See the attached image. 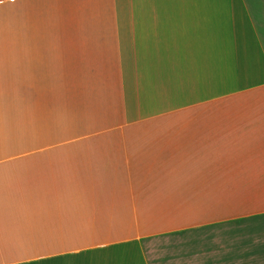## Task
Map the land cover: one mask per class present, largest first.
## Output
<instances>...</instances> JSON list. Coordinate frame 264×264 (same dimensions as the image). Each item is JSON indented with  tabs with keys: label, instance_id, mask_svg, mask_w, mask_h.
Instances as JSON below:
<instances>
[{
	"label": "crops",
	"instance_id": "0c3cea01",
	"mask_svg": "<svg viewBox=\"0 0 264 264\" xmlns=\"http://www.w3.org/2000/svg\"><path fill=\"white\" fill-rule=\"evenodd\" d=\"M15 104L0 264H264V0H0Z\"/></svg>",
	"mask_w": 264,
	"mask_h": 264
},
{
	"label": "rangeland",
	"instance_id": "374dc122",
	"mask_svg": "<svg viewBox=\"0 0 264 264\" xmlns=\"http://www.w3.org/2000/svg\"><path fill=\"white\" fill-rule=\"evenodd\" d=\"M1 114H4L2 117ZM6 125L9 129V133L11 136L9 138H12V140H9V149H14V153L11 154L1 152L0 153V161H7L10 162L12 159L14 161L18 160H35L32 158H36V154L26 152V148L23 146V105L22 104H15V105H6V106H0V127L2 125ZM45 138V137H44ZM50 139V138H49ZM48 137L44 139L47 142L50 140ZM135 137L133 134V131H129L127 134H115L114 137H112V144H116L115 146L119 148H123L125 144L127 145H134ZM145 145V144H144ZM13 147V148H10ZM13 155V157H12ZM47 157H44L43 160H45Z\"/></svg>",
	"mask_w": 264,
	"mask_h": 264
}]
</instances>
